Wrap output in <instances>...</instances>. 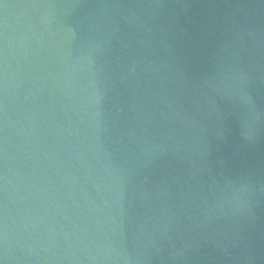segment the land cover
<instances>
[{
    "label": "water",
    "instance_id": "1",
    "mask_svg": "<svg viewBox=\"0 0 264 264\" xmlns=\"http://www.w3.org/2000/svg\"><path fill=\"white\" fill-rule=\"evenodd\" d=\"M0 264H264V0H0Z\"/></svg>",
    "mask_w": 264,
    "mask_h": 264
}]
</instances>
